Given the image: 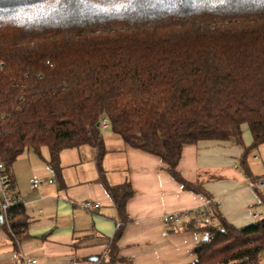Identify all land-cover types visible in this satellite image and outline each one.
<instances>
[{
	"label": "trees",
	"instance_id": "1",
	"mask_svg": "<svg viewBox=\"0 0 264 264\" xmlns=\"http://www.w3.org/2000/svg\"><path fill=\"white\" fill-rule=\"evenodd\" d=\"M102 118L191 191H200L199 183L177 170L183 146L242 145L247 125L252 141L240 165L250 177L247 156L264 143V0H0L5 173L25 149L45 146L58 175L60 152L88 145L102 175ZM103 182L119 218L104 259L129 264L118 256L117 240L133 190L128 181ZM216 217L190 264H264V216L240 228L218 211ZM24 226L20 205L11 230L3 227L14 238Z\"/></svg>",
	"mask_w": 264,
	"mask_h": 264
},
{
	"label": "crops",
	"instance_id": "2",
	"mask_svg": "<svg viewBox=\"0 0 264 264\" xmlns=\"http://www.w3.org/2000/svg\"><path fill=\"white\" fill-rule=\"evenodd\" d=\"M103 130L110 132L102 134L106 150L102 175L96 150L88 145L63 149L58 175L47 164L45 146L38 151L27 148L14 159L6 175L22 197L25 226L12 238L0 225V264L33 259L30 264H106L107 241L119 218L103 179L109 185L128 181L133 190L126 202L128 221L117 240L118 256L129 264L195 260L192 250L203 239V227L166 228V213L209 204L215 214L218 211L226 222L240 228L253 222V212H259L263 202L259 194L264 197V189L255 187L252 180L264 176L255 177L249 170L248 177L240 165L243 147L252 141L247 125H242V145L200 140L183 146L177 170L186 181L199 183L195 185L200 191L184 189L158 156L125 144L108 127ZM34 175L43 182L31 190L29 180ZM50 178L56 181L50 183ZM87 200L99 202V207L85 208ZM212 224H219L216 215Z\"/></svg>",
	"mask_w": 264,
	"mask_h": 264
},
{
	"label": "built area",
	"instance_id": "3",
	"mask_svg": "<svg viewBox=\"0 0 264 264\" xmlns=\"http://www.w3.org/2000/svg\"><path fill=\"white\" fill-rule=\"evenodd\" d=\"M108 127V121L106 118H102L100 121V128L103 130ZM4 164L0 158V225L10 229V223L13 217V211L20 205H22V197L18 194L17 190L10 182L8 176L4 171ZM55 178L48 179V182L54 183ZM43 182V178L39 176H32L29 180L31 190L37 189V187ZM255 187L264 189V177L258 178ZM85 208H98L99 202H92L87 200L84 202ZM215 211L211 205L200 208L186 209L181 211H174L166 213L163 217V223L166 228L169 229H181L188 224L194 222L196 225L203 227V236L205 238L210 237V232L205 227L212 225V220L215 218ZM259 213L253 212V221L262 218ZM22 230V228H21ZM264 261V259H263ZM35 260H26L24 264L34 263Z\"/></svg>",
	"mask_w": 264,
	"mask_h": 264
},
{
	"label": "rangeland",
	"instance_id": "4",
	"mask_svg": "<svg viewBox=\"0 0 264 264\" xmlns=\"http://www.w3.org/2000/svg\"><path fill=\"white\" fill-rule=\"evenodd\" d=\"M108 132L110 131L102 130V134L104 135H106ZM258 155L260 156L261 159H258L257 157ZM247 163H248L249 170L253 176L255 177L264 176V143L259 145L256 151L251 152L248 155ZM262 194L264 195V191H262ZM257 213H259L261 216H264V203L263 202L260 203L259 212ZM201 231H203V229H201ZM262 258L264 259V254L262 255Z\"/></svg>",
	"mask_w": 264,
	"mask_h": 264
}]
</instances>
